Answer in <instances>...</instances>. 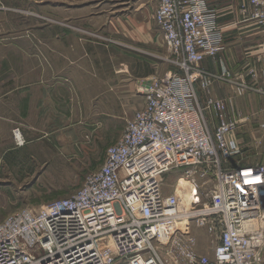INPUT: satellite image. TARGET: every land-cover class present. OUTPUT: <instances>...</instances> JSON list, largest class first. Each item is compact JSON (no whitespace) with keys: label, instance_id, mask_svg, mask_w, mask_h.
Here are the masks:
<instances>
[{"label":"built area","instance_id":"1","mask_svg":"<svg viewBox=\"0 0 264 264\" xmlns=\"http://www.w3.org/2000/svg\"><path fill=\"white\" fill-rule=\"evenodd\" d=\"M154 2L174 70L141 88L143 109L81 189L0 222V264L262 263L264 164L230 167L243 154L234 138L240 123L229 120L225 102L210 93L215 81L240 96L253 88L230 72L201 68L221 46L206 0ZM240 11L262 30L264 60V0H249ZM196 82L207 94L205 106ZM208 111L219 122L214 132ZM14 133L17 138L20 131ZM178 170L181 177L165 195L164 177ZM191 223L209 234L212 257L198 251Z\"/></svg>","mask_w":264,"mask_h":264},{"label":"crops","instance_id":"2","mask_svg":"<svg viewBox=\"0 0 264 264\" xmlns=\"http://www.w3.org/2000/svg\"><path fill=\"white\" fill-rule=\"evenodd\" d=\"M248 2L206 0L221 31V46L216 57H206L200 66L213 75L230 72L253 88L240 96L227 83L215 81L210 93L225 102L227 118L238 121V129L261 130L263 33L240 11ZM0 7V145L4 130H10L12 138L13 130L29 123L32 72H37L38 81L47 85L46 92L54 87L70 113H120L127 112L128 91L141 100L138 112L144 107L141 88L149 86L163 71L174 70L168 64L160 71L157 59L128 54L126 50L139 48L157 55L165 48L163 34L155 22L154 0H0ZM107 40L117 45L105 43ZM167 53L169 56L168 50ZM20 65L23 67H16ZM196 89L205 106L207 94L198 82ZM207 117L214 132L218 119L209 111ZM256 164H264V158L252 161L243 152L231 160L230 167Z\"/></svg>","mask_w":264,"mask_h":264},{"label":"rangeland","instance_id":"3","mask_svg":"<svg viewBox=\"0 0 264 264\" xmlns=\"http://www.w3.org/2000/svg\"><path fill=\"white\" fill-rule=\"evenodd\" d=\"M126 50L128 54L157 59L160 71L169 64L166 46L157 55L139 48L126 47ZM34 67L32 65L31 69ZM168 71H163L156 80ZM38 78L37 72L30 74L29 123L18 129L23 142L18 141L15 133L12 132L11 138L10 130H4L0 145V222L22 210L37 212L48 203L69 198L81 189L87 176L104 164L107 149L120 140L127 121L140 108L141 100L128 91L127 112L79 110L70 113L69 107L51 87L53 82L48 86L51 87L48 94L47 85H42ZM236 132L234 138L248 158L252 161L264 158V127ZM182 173L181 170L173 171L164 177L165 195L173 191ZM189 235L197 239L199 252L213 256L212 241L205 230L191 223Z\"/></svg>","mask_w":264,"mask_h":264},{"label":"bare ground","instance_id":"4","mask_svg":"<svg viewBox=\"0 0 264 264\" xmlns=\"http://www.w3.org/2000/svg\"><path fill=\"white\" fill-rule=\"evenodd\" d=\"M17 138H18V141L23 142L21 133L17 134ZM179 190H178L179 194H181V195L185 194L180 188H179Z\"/></svg>","mask_w":264,"mask_h":264},{"label":"water","instance_id":"5","mask_svg":"<svg viewBox=\"0 0 264 264\" xmlns=\"http://www.w3.org/2000/svg\"><path fill=\"white\" fill-rule=\"evenodd\" d=\"M150 85V84H149Z\"/></svg>","mask_w":264,"mask_h":264}]
</instances>
